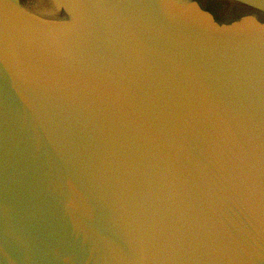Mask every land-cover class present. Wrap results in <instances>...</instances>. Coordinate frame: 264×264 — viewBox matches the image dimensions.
Returning a JSON list of instances; mask_svg holds the SVG:
<instances>
[{
	"label": "water",
	"instance_id": "1",
	"mask_svg": "<svg viewBox=\"0 0 264 264\" xmlns=\"http://www.w3.org/2000/svg\"><path fill=\"white\" fill-rule=\"evenodd\" d=\"M204 2L0 0V264H264V0Z\"/></svg>",
	"mask_w": 264,
	"mask_h": 264
},
{
	"label": "bare ground",
	"instance_id": "2",
	"mask_svg": "<svg viewBox=\"0 0 264 264\" xmlns=\"http://www.w3.org/2000/svg\"><path fill=\"white\" fill-rule=\"evenodd\" d=\"M185 1H188V0H185ZM204 1H206V0H200V7H201V5L204 7V5L206 4V2H204ZM209 10H211V11H209V15H211V20L214 19L218 22L223 21V22L227 23L228 26L232 25L233 28L237 27L235 22L236 23H239V22H237L233 18L230 19V15L228 13H226L227 12L226 10H223V11L218 10L217 8H214V6H210ZM190 11H191V9H190ZM240 26L244 27L245 25H240Z\"/></svg>",
	"mask_w": 264,
	"mask_h": 264
}]
</instances>
